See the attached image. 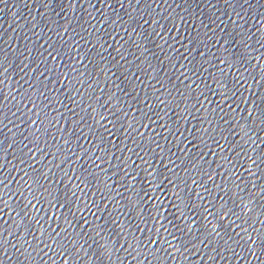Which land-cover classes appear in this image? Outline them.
Masks as SVG:
<instances>
[{"label": "water", "instance_id": "water-1", "mask_svg": "<svg viewBox=\"0 0 264 264\" xmlns=\"http://www.w3.org/2000/svg\"><path fill=\"white\" fill-rule=\"evenodd\" d=\"M0 264H264V0H0Z\"/></svg>", "mask_w": 264, "mask_h": 264}]
</instances>
